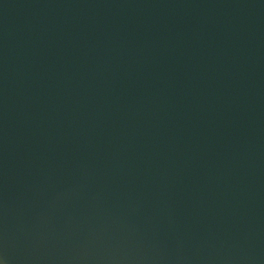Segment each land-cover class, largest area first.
<instances>
[{
    "label": "water",
    "instance_id": "obj_1",
    "mask_svg": "<svg viewBox=\"0 0 264 264\" xmlns=\"http://www.w3.org/2000/svg\"><path fill=\"white\" fill-rule=\"evenodd\" d=\"M0 264H264V0H0Z\"/></svg>",
    "mask_w": 264,
    "mask_h": 264
}]
</instances>
